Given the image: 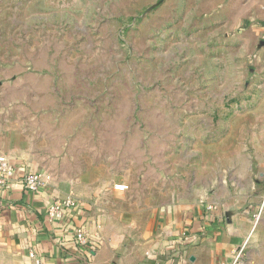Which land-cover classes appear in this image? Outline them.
<instances>
[{"label": "rangeland", "instance_id": "obj_1", "mask_svg": "<svg viewBox=\"0 0 264 264\" xmlns=\"http://www.w3.org/2000/svg\"><path fill=\"white\" fill-rule=\"evenodd\" d=\"M211 8L0 0V137L48 182L145 206L206 193L264 229L261 44Z\"/></svg>", "mask_w": 264, "mask_h": 264}, {"label": "crops", "instance_id": "obj_2", "mask_svg": "<svg viewBox=\"0 0 264 264\" xmlns=\"http://www.w3.org/2000/svg\"><path fill=\"white\" fill-rule=\"evenodd\" d=\"M209 3L212 12L224 14L228 27L254 36L264 59V0ZM0 135L10 134L0 129ZM0 149L20 172L43 171L1 137ZM48 183L40 193L23 189L17 177L0 186V264H222L232 261L246 241L244 264H264V229H245L250 219L238 220L235 206L209 201L214 195L145 206L118 188L80 191L77 183ZM70 197L79 204L61 220H50V206ZM80 226L90 241L86 246L75 239Z\"/></svg>", "mask_w": 264, "mask_h": 264}, {"label": "built area", "instance_id": "obj_3", "mask_svg": "<svg viewBox=\"0 0 264 264\" xmlns=\"http://www.w3.org/2000/svg\"><path fill=\"white\" fill-rule=\"evenodd\" d=\"M17 177L18 182L26 191L31 193H40L48 186L46 174L43 171H22L12 163L8 157L0 149V186H5L10 178ZM122 190V188H119ZM78 201L73 198L58 199L56 200L48 210V216L50 220H61L67 209L74 208L78 205ZM214 210L212 206L209 208ZM75 239L80 246H86L90 241L87 236L86 230L83 226L75 229ZM248 242L246 241L235 253L232 261L222 264H244L245 262V250ZM35 258V255H31Z\"/></svg>", "mask_w": 264, "mask_h": 264}]
</instances>
